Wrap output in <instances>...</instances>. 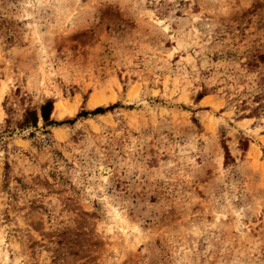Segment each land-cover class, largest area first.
<instances>
[{
	"label": "rangeland",
	"instance_id": "374dc122",
	"mask_svg": "<svg viewBox=\"0 0 264 264\" xmlns=\"http://www.w3.org/2000/svg\"><path fill=\"white\" fill-rule=\"evenodd\" d=\"M262 79L264 0H0V264H264Z\"/></svg>",
	"mask_w": 264,
	"mask_h": 264
},
{
	"label": "trees",
	"instance_id": "16d2710c",
	"mask_svg": "<svg viewBox=\"0 0 264 264\" xmlns=\"http://www.w3.org/2000/svg\"><path fill=\"white\" fill-rule=\"evenodd\" d=\"M251 58H252V62L247 64V66H249V67H254V64L256 66H258L256 63H254V60L260 61L263 59L262 57H256V56H253ZM260 81H261V79H260ZM262 81H264V79H262ZM261 87H264V83L262 85L260 83L259 87L256 88L257 92H256V95L253 96V100L258 101V102L262 101L264 104V92H263V94L261 93ZM52 104L53 103L51 101H46L40 107L39 118L44 125H56L55 122L50 120V115L52 112ZM259 107H263V105L259 104ZM108 109L98 108V109L94 110L92 113H84V114H92V115L103 114ZM39 118H38L36 112L30 111V112L26 113V116L24 118L23 123H24V125H31L32 127H35Z\"/></svg>",
	"mask_w": 264,
	"mask_h": 264
},
{
	"label": "bare ground",
	"instance_id": "6f19581e",
	"mask_svg": "<svg viewBox=\"0 0 264 264\" xmlns=\"http://www.w3.org/2000/svg\"><path fill=\"white\" fill-rule=\"evenodd\" d=\"M99 102V99H98V97H96V96H94L92 99H91V103H92V105H95V104H97ZM62 106L63 105H56V108L59 110V111H61L62 110ZM64 107V106H63Z\"/></svg>",
	"mask_w": 264,
	"mask_h": 264
}]
</instances>
